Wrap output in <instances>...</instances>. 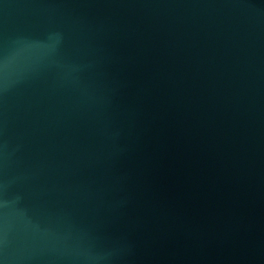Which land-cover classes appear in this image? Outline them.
<instances>
[{
    "label": "water",
    "instance_id": "1",
    "mask_svg": "<svg viewBox=\"0 0 264 264\" xmlns=\"http://www.w3.org/2000/svg\"><path fill=\"white\" fill-rule=\"evenodd\" d=\"M0 264H264V0H0Z\"/></svg>",
    "mask_w": 264,
    "mask_h": 264
}]
</instances>
